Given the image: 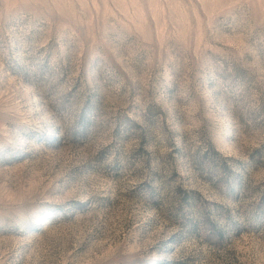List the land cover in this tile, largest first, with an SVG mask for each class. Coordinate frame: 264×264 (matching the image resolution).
Instances as JSON below:
<instances>
[{
    "label": "rangeland",
    "instance_id": "1",
    "mask_svg": "<svg viewBox=\"0 0 264 264\" xmlns=\"http://www.w3.org/2000/svg\"><path fill=\"white\" fill-rule=\"evenodd\" d=\"M0 264H264V0H0Z\"/></svg>",
    "mask_w": 264,
    "mask_h": 264
}]
</instances>
